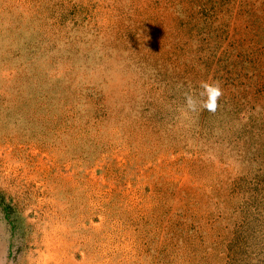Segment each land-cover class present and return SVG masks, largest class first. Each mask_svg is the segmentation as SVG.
Returning <instances> with one entry per match:
<instances>
[{"label":"rangeland","instance_id":"obj_1","mask_svg":"<svg viewBox=\"0 0 264 264\" xmlns=\"http://www.w3.org/2000/svg\"><path fill=\"white\" fill-rule=\"evenodd\" d=\"M0 264H264V0H0Z\"/></svg>","mask_w":264,"mask_h":264}]
</instances>
